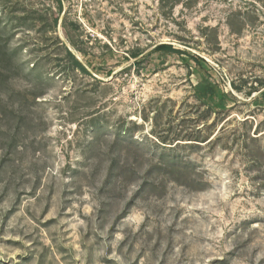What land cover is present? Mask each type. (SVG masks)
<instances>
[{
  "label": "rangeland",
  "instance_id": "1",
  "mask_svg": "<svg viewBox=\"0 0 264 264\" xmlns=\"http://www.w3.org/2000/svg\"><path fill=\"white\" fill-rule=\"evenodd\" d=\"M0 264H264V0H0Z\"/></svg>",
  "mask_w": 264,
  "mask_h": 264
},
{
  "label": "trees",
  "instance_id": "2",
  "mask_svg": "<svg viewBox=\"0 0 264 264\" xmlns=\"http://www.w3.org/2000/svg\"><path fill=\"white\" fill-rule=\"evenodd\" d=\"M58 19H59V15L56 14L55 18H54V22L57 23ZM155 49L157 51L180 52L179 50L175 49L171 44H167V43L158 44L155 47ZM67 55H68L70 61L72 62V64L76 68H79L83 73H88L85 66L73 55V53L71 51L67 50Z\"/></svg>",
  "mask_w": 264,
  "mask_h": 264
}]
</instances>
